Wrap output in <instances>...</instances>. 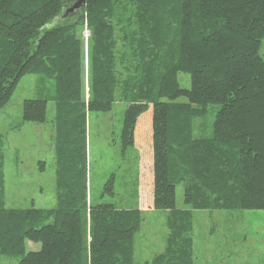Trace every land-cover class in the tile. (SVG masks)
Returning a JSON list of instances; mask_svg holds the SVG:
<instances>
[{
	"label": "trees",
	"instance_id": "obj_1",
	"mask_svg": "<svg viewBox=\"0 0 264 264\" xmlns=\"http://www.w3.org/2000/svg\"><path fill=\"white\" fill-rule=\"evenodd\" d=\"M74 1L0 0V109L23 75L52 79L56 164L54 208L6 207L0 133V257L134 264L141 209L88 199L87 114L110 111L118 91L121 149H139L149 205L166 213L151 263L193 264V210L264 209V0H85L66 13ZM213 104L211 134L195 137ZM21 117L46 122V100L25 99ZM179 184L187 208L176 207Z\"/></svg>",
	"mask_w": 264,
	"mask_h": 264
},
{
	"label": "rangeland",
	"instance_id": "obj_2",
	"mask_svg": "<svg viewBox=\"0 0 264 264\" xmlns=\"http://www.w3.org/2000/svg\"><path fill=\"white\" fill-rule=\"evenodd\" d=\"M85 39L89 33L83 31ZM259 54L264 59V38ZM182 87H189V76H178ZM54 81L40 74H25L17 83L10 100L0 109V133L4 140L5 205L28 208L31 202L42 208H54L55 159L52 121L55 116ZM25 99L46 100V122L23 121ZM178 100L183 101V98ZM126 103L118 98L112 109L87 114L88 199L93 204L111 203L117 208L142 211L139 230L134 236V264H152L165 246L168 229L166 213L149 205L152 193L146 178L138 176L140 152L135 146L121 149L120 131ZM218 105L208 106L207 113L194 121L195 137L209 136ZM149 110V109H148ZM140 114L148 127L151 110ZM140 121V120H139ZM44 129L40 132L38 129ZM137 127L135 136L137 135ZM146 164V163H144ZM149 175V170H146ZM114 174L113 193L104 185ZM141 182V187H140ZM139 187L141 190H139ZM150 195V197H149ZM176 207L183 202V185L176 186ZM193 264H264V209L193 210ZM39 244L28 242L27 251ZM0 264H16L14 258L0 257Z\"/></svg>",
	"mask_w": 264,
	"mask_h": 264
},
{
	"label": "water",
	"instance_id": "obj_3",
	"mask_svg": "<svg viewBox=\"0 0 264 264\" xmlns=\"http://www.w3.org/2000/svg\"><path fill=\"white\" fill-rule=\"evenodd\" d=\"M85 3V0H75L67 9L66 13H74L79 10Z\"/></svg>",
	"mask_w": 264,
	"mask_h": 264
},
{
	"label": "crops",
	"instance_id": "obj_4",
	"mask_svg": "<svg viewBox=\"0 0 264 264\" xmlns=\"http://www.w3.org/2000/svg\"><path fill=\"white\" fill-rule=\"evenodd\" d=\"M52 128H53V127H52ZM37 130H39L40 132L44 131L43 127H42V129H41V128H40V129L37 128ZM52 134H54V128H53V131H52V133H51V136H52ZM139 155H140V154H139ZM139 157H141V156H139ZM140 168H141V164H139V175H140V177H141V176H142V172H141ZM31 204L35 205V202H34V201L31 202ZM165 223H166V222H165ZM166 227H167V226H166ZM166 234L168 235V232H167ZM159 246H160V247H163V249L165 248L164 244H163V245H159ZM163 249H162L161 251H159V247H158V253L162 252ZM158 253H157V254H158Z\"/></svg>",
	"mask_w": 264,
	"mask_h": 264
}]
</instances>
